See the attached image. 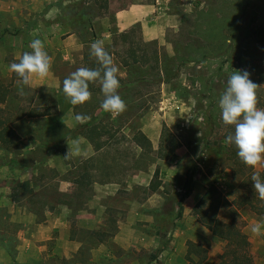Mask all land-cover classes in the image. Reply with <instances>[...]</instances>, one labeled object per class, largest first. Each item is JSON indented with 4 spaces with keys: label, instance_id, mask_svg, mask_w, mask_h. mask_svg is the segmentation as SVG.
Segmentation results:
<instances>
[{
    "label": "rangeland",
    "instance_id": "1",
    "mask_svg": "<svg viewBox=\"0 0 264 264\" xmlns=\"http://www.w3.org/2000/svg\"><path fill=\"white\" fill-rule=\"evenodd\" d=\"M111 1L110 11L130 0ZM143 1L156 7L155 0ZM108 3L0 0V83L10 87L2 105L19 136L12 148L0 146V188L6 190L0 198L1 260L3 247L11 254L23 251L18 245L25 234L37 253L33 264H187L190 256L217 264L224 242L197 221L193 207L210 183L228 200L238 185L225 153V138L234 126L222 121L219 99L228 76L246 69L258 85L257 107L264 109V32L259 30L264 0H159L161 41L145 45L138 28L125 42L118 35L111 42L103 38L120 69L117 91L127 105L116 118L100 107L104 94L99 80L83 104L72 105L63 92V80L88 66L85 54L100 40L91 29L101 26L96 18L108 13ZM210 10L217 17L232 18L236 12L237 36L223 28L213 42L206 40ZM66 32L77 37L66 38ZM37 38L52 58L48 75H33L27 86L21 79L12 81L9 65L32 51L30 42ZM130 40L138 54L145 49L152 56L155 48L157 64L151 59L122 65ZM32 110L49 114L30 119ZM76 114L90 119L78 123ZM164 127L180 142L166 159L156 153ZM140 132L150 140V150L136 143ZM263 165L244 177L248 183ZM94 181L111 183L99 205L92 200L100 196L88 192ZM61 185L78 190L62 193L57 190ZM65 206L71 210L67 221L74 225L72 234L38 227L56 207ZM219 216L235 219L247 235L253 262L264 264V216L248 207L234 212L225 207ZM258 223L260 234L252 231ZM71 237L76 244H70ZM39 250L46 257L40 258ZM18 261L26 258L19 255Z\"/></svg>",
    "mask_w": 264,
    "mask_h": 264
},
{
    "label": "clouds",
    "instance_id": "2",
    "mask_svg": "<svg viewBox=\"0 0 264 264\" xmlns=\"http://www.w3.org/2000/svg\"><path fill=\"white\" fill-rule=\"evenodd\" d=\"M32 51L24 52L19 62L9 65L10 70L18 75L23 85H30L33 75L46 77L50 71L52 58L45 50L41 39L30 42ZM91 54L100 61L103 71L80 67L63 80V92L72 105L88 101L92 93L89 83L99 80L104 99L100 107L109 112L113 118L126 110V103L118 93L120 80L119 67L114 63L112 55L104 48L103 40H95L90 45ZM258 85L250 79L246 69H239L228 76L224 92L219 99L221 118L224 124L234 126V132L228 134L225 143L235 145L237 155L247 165L255 167L264 162V109L257 107ZM78 123H86L90 117L76 114ZM254 189L264 199V180L260 173L252 175ZM261 224L252 227L254 233L260 234Z\"/></svg>",
    "mask_w": 264,
    "mask_h": 264
},
{
    "label": "trees",
    "instance_id": "3",
    "mask_svg": "<svg viewBox=\"0 0 264 264\" xmlns=\"http://www.w3.org/2000/svg\"><path fill=\"white\" fill-rule=\"evenodd\" d=\"M206 12V11H205ZM205 18L207 21V30H205L206 40L213 42L214 37H218V33L223 28L229 30L232 33V38L237 36V31L239 29L238 17L232 18L219 16L217 17L213 11L206 13ZM225 21L223 25L220 21ZM137 26L130 28L126 32H121L117 37H122V41H127V38L135 34L137 31ZM260 31L264 32V26L259 28ZM258 35L263 33L256 32ZM128 48L126 49V55L120 57V62L122 65H128L129 63H141L146 64L149 60L153 59L155 63L158 62L157 50L154 48L152 50V56L148 55L147 50L143 49L140 54L136 52L135 47L132 44L135 43L130 40ZM148 45V43H144ZM110 55H113L112 50L105 49ZM93 54H85L87 68L98 69L103 71L100 61L93 59ZM20 79L17 74L12 73V81ZM95 82V81H94ZM94 82L89 83V90L93 91L95 89ZM10 87L7 84L0 83V146L4 149L12 148L19 139V136L12 126L11 119L7 114L4 104L9 96ZM49 114L48 111L32 110L27 115L28 116H43ZM136 143L143 147L144 149H151L150 140L143 134L138 133L136 135ZM180 142L178 138L170 132L167 127L162 128L158 148L156 150L157 157L166 159L173 155L176 148L179 146ZM96 149L101 147V144H96ZM226 157L229 161V166L231 174L238 178V185L234 189L233 196L231 200L224 197L219 190V188L210 183L206 188L204 193L198 199L193 207V213L196 216L197 221L207 229L212 235L219 238L224 242L223 251L219 254V261L217 264H255L249 253L248 248V238L247 235L241 230L238 223L234 218L226 221L221 219L219 212L222 208L230 207L234 212L236 208L248 207V209L257 217L264 216V199H261L259 193L253 187V181L248 183L244 178L247 174L253 171V166L245 164L237 155V148L235 145L226 143ZM261 179L264 180V165L260 171ZM157 185H151L152 190H155ZM187 264H207L206 257H202L199 261H196L193 257H189Z\"/></svg>",
    "mask_w": 264,
    "mask_h": 264
},
{
    "label": "crops",
    "instance_id": "4",
    "mask_svg": "<svg viewBox=\"0 0 264 264\" xmlns=\"http://www.w3.org/2000/svg\"><path fill=\"white\" fill-rule=\"evenodd\" d=\"M109 1L110 3H108L109 4L108 13L102 12V14L96 18L101 23V26L93 27V29H91V35L93 38L100 40L104 38V40L111 42L114 39V37L117 36L119 33L126 32L130 28L137 26L138 29L140 30L143 41L148 42V41L157 40L159 42L162 40V36L164 34V27H162L163 28L162 29L159 22L157 21L158 18L157 14L159 13V6H158L159 0H155L156 7L154 6V3L150 4L148 2H144L143 0H130L125 5L121 4L119 7H117L116 9H112L111 11L110 9L112 5V1L111 0ZM66 34H67L66 38L77 37L76 32H66ZM80 43L82 44L83 41H80ZM104 48L110 49L107 47V44H104ZM66 58L64 57V59ZM34 117L36 116L33 117L28 116V118L30 119ZM107 182L108 183L104 181H94L92 183V186H90L91 188L88 191L89 194L100 196L98 200L96 198L92 200L94 205H99V203L103 199L102 196L109 193L108 191L110 190L111 183L109 181ZM71 184L73 183L71 182ZM57 190L62 193H67L72 190L73 192H76L78 189L77 187L74 186L61 185L60 187L57 188ZM81 190H85V189H81ZM4 191L6 190L0 188V194H2V192L4 194ZM3 194L2 197L0 198H3ZM68 209L69 207L65 206V208H63L62 210H57L56 207L55 211H53L54 213H51V218L49 219L50 216H48L47 218H42V220L38 223V227L44 226L43 228H46L47 226L49 230H53V229L61 230L62 228H64L66 232L72 234L74 225L71 224L70 221L69 222L67 221V216L69 215L68 211H71ZM30 212L31 210H28L27 212L29 216L32 213ZM43 231H45V229H43ZM72 237L68 238L71 245L76 244V239ZM23 239H24L23 243L21 245H18V247L21 246L23 248L22 252L18 251L16 252V254H11L8 251H4L7 246L6 247H3L4 245L2 246L3 249L1 250V255L5 261L1 260L0 257V264H16V263L33 264L34 262L33 260L37 257V253L33 252L34 245L33 242H31L32 237L30 235L24 234ZM40 252L41 250H39V253ZM19 255L24 256L26 258V262L22 263L18 261ZM39 256L40 258L46 257V253H43L42 256L40 253ZM14 260H17V262L15 263ZM43 264H46V262H44Z\"/></svg>",
    "mask_w": 264,
    "mask_h": 264
}]
</instances>
